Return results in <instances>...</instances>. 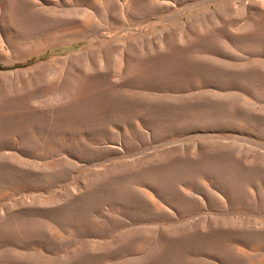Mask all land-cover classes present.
Returning <instances> with one entry per match:
<instances>
[{
  "label": "rangeland",
  "instance_id": "rangeland-1",
  "mask_svg": "<svg viewBox=\"0 0 264 264\" xmlns=\"http://www.w3.org/2000/svg\"><path fill=\"white\" fill-rule=\"evenodd\" d=\"M0 264H264V0H0Z\"/></svg>",
  "mask_w": 264,
  "mask_h": 264
}]
</instances>
